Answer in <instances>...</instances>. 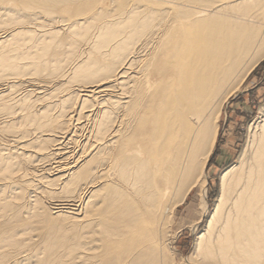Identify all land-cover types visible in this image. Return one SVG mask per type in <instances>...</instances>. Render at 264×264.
<instances>
[{"label":"bare ground","instance_id":"obj_1","mask_svg":"<svg viewBox=\"0 0 264 264\" xmlns=\"http://www.w3.org/2000/svg\"><path fill=\"white\" fill-rule=\"evenodd\" d=\"M4 26L1 84L84 86L33 101L0 85L14 117L0 133L20 146L0 151V264H173L175 208L206 183L221 108L264 60V0H0ZM192 254L264 264V109Z\"/></svg>","mask_w":264,"mask_h":264},{"label":"rangeland","instance_id":"obj_2","mask_svg":"<svg viewBox=\"0 0 264 264\" xmlns=\"http://www.w3.org/2000/svg\"><path fill=\"white\" fill-rule=\"evenodd\" d=\"M4 28H0V34L5 33L6 30H9L10 28H12V26H4ZM67 78L68 77L61 78L59 82L55 81L52 84H47V86H52H50L49 88L46 85H44L43 87V84H38L39 78L36 76H32V78H17V76H11L8 77L6 80H3L2 84L0 83V85L5 86L7 85V83H12L11 85L16 86L15 88L11 89L12 91L7 90L6 92H4V94H8L7 96H10L11 99H16V97L17 99H20L26 95L25 93L29 94V92L35 91L32 94L30 93L31 99L35 101L38 98H47L52 93L50 91H55L56 89H59L61 85H65V81H67ZM66 85L68 87L67 89H69V91H67L68 93L70 91H74L79 94V90L82 88L81 86H84L79 85L77 83H69ZM67 92H65V90H62V94H60V96H67ZM52 101L54 102L55 99L49 100V102ZM45 102L49 103L48 101ZM47 103H44L43 105ZM43 105H39L38 109L42 108ZM263 109L264 60L261 61L255 67V69L247 76V78L240 85H236V89L234 90L233 94L225 101L221 108L216 127V141L213 147V152L209 158L206 167V183L194 186L189 192L184 204L175 208V217L170 223L169 236L167 238V245L168 248H170L172 254L173 264L192 263L191 256L193 255L192 253L194 251L195 241L199 234L203 232L206 228L207 223L210 219L211 210L214 207L216 200L219 196L220 177L223 172H225V170L238 163L239 158L250 138V135L251 133H253V129L256 122H259L262 119ZM87 112H89V110L86 109L84 114ZM13 118L14 117L1 113L0 123H10ZM77 120L78 117L76 116L74 119L75 122H73L70 127L71 129H75L74 131H79L77 136L81 137L82 134L79 129V124L85 121ZM0 134L1 152L8 153V151L12 150L10 151L12 153L13 150L15 151L16 147H20L16 143H13L15 139V131L7 129L4 132H1ZM4 140L9 141L5 142ZM47 165V163H43V165L40 164L37 165V167L35 166L34 169H36L39 174H43L45 173L44 171H46L45 168H47ZM59 176L55 175L53 178L58 179ZM27 177L26 181L35 178L33 175L31 176L30 174ZM18 178L20 179V182H22L20 183V185L23 186L24 189H26L27 191L35 189L33 184H26L23 182L21 174L17 175L16 179ZM205 189L207 190L209 198L208 201L211 210L208 215L202 217V193ZM47 200L49 199H45V207H47V210L49 208V211L51 210V212H54L55 210H53V208H55L56 203L54 201L52 202V200ZM201 219L202 222L199 223V225L196 227L197 229H194L195 225Z\"/></svg>","mask_w":264,"mask_h":264}]
</instances>
